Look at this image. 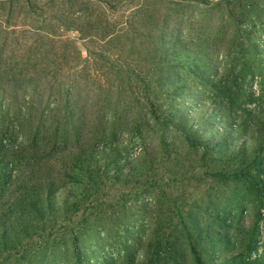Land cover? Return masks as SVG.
Instances as JSON below:
<instances>
[{"label": "rangeland", "instance_id": "obj_1", "mask_svg": "<svg viewBox=\"0 0 264 264\" xmlns=\"http://www.w3.org/2000/svg\"><path fill=\"white\" fill-rule=\"evenodd\" d=\"M128 9L117 11L115 21H123ZM161 10L168 14L166 30L203 52L194 51V72H171L177 88L158 97L159 111L150 110L139 91L107 89L99 76L41 78L15 93L0 89V139L16 149L30 142L26 134L35 128L37 143L45 145L58 126L54 154L34 158L45 171L84 152L93 154V168L117 162L114 177L88 198L104 200L106 213L92 218L80 237L81 264H264V23L238 29L224 1H183ZM19 38L22 46L31 42ZM78 43L85 55L87 43ZM12 117L13 134L3 136ZM86 124L90 136L76 142L74 126ZM97 124L104 128L93 135ZM80 187H59L57 207L70 188ZM62 244L67 253L61 252L65 246L48 252L46 264L73 258L68 237ZM20 255L5 264L22 263Z\"/></svg>", "mask_w": 264, "mask_h": 264}, {"label": "trees", "instance_id": "obj_2", "mask_svg": "<svg viewBox=\"0 0 264 264\" xmlns=\"http://www.w3.org/2000/svg\"><path fill=\"white\" fill-rule=\"evenodd\" d=\"M183 1L229 3L238 29L248 23H264L258 11H264V0H0V89L15 93L36 79L99 76L105 78L107 89L139 91L149 109L159 111L163 106L156 104L158 97L177 88L171 72H194L199 68L192 62L194 51L198 55L203 52L201 47L194 50L184 38L166 30L168 14L161 5ZM124 6L129 8L128 13L123 21L116 22V12ZM70 32L76 33L75 37ZM10 33L12 37H8ZM19 36L31 42L22 46ZM79 41L87 43L85 55ZM202 72L205 74L207 69ZM207 81L220 85L213 78ZM79 108L85 115L83 105ZM10 119L12 123L4 127L3 136L13 134V117ZM90 127L74 126L76 142L90 136ZM103 128L97 124L93 135ZM34 129L31 137L29 133L25 137L30 142L20 143L16 149L7 146L3 137L0 139V264L16 252L26 258L20 264H46L47 253L65 246L62 243L66 244V237L73 246L68 264H81L80 237L89 231L90 221H99L106 213L104 200L88 198L114 177L117 162L108 161L102 170L93 168V154L84 152L75 154L72 161L65 159L61 169L51 166L45 171V166L34 158L45 161L47 154L51 158L58 126L47 133L45 145L37 143L38 129ZM61 131L66 145L68 129ZM34 164L44 176L38 175ZM66 183L81 187L75 192L70 188L59 208L56 191ZM81 209L82 214L75 217ZM88 209L93 213L83 214ZM61 252L67 253V247Z\"/></svg>", "mask_w": 264, "mask_h": 264}]
</instances>
